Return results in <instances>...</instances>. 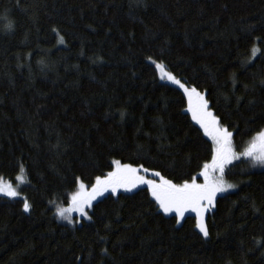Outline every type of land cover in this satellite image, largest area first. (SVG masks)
<instances>
[{"label":"trees","instance_id":"obj_1","mask_svg":"<svg viewBox=\"0 0 264 264\" xmlns=\"http://www.w3.org/2000/svg\"><path fill=\"white\" fill-rule=\"evenodd\" d=\"M149 61L204 94L237 151L264 129V0H0V177L23 165L30 204L0 197V264H264V168L248 160L225 171L237 189L215 199L207 237L146 188L98 199L80 226L56 219L77 178L114 161L177 184L211 161Z\"/></svg>","mask_w":264,"mask_h":264},{"label":"snow or ice","instance_id":"obj_2","mask_svg":"<svg viewBox=\"0 0 264 264\" xmlns=\"http://www.w3.org/2000/svg\"><path fill=\"white\" fill-rule=\"evenodd\" d=\"M63 43V38H61ZM252 55L260 51L259 48H252ZM151 60V58L149 57ZM156 69L161 74V79H167L183 89L188 100V109L192 119L204 130V134L212 141V159L211 163H205L202 171L199 173L203 177L204 183H196V177L191 182L185 181L177 184L166 179L160 172H153L155 179H146L138 175L140 168L132 167L129 164H121L120 161H114L116 170L109 172L104 179L96 177L95 184L92 185L91 191L86 190V185L77 178V190L70 195V203L67 208H58V215L69 223L72 222L70 213L77 212L80 216L91 219L87 209L92 207V201L97 196L103 195L111 190L116 193L117 188L123 187L126 190L135 188L138 184L148 186L152 197L159 205V210L164 214L175 213L177 223L184 219L186 212L196 214V228L205 236H208V229L205 224L204 213L208 210V205H213L217 193L226 192L235 188V185L227 183L224 179L225 169L232 164L234 160H240L242 157L249 160L255 167L256 165L264 166V129L253 136L252 140L241 152L236 151L233 143V133L228 128L220 124L219 118L209 110L208 101L197 91L195 87L188 88L169 71L166 70L162 63H156ZM142 167V166H141ZM145 173L148 169L144 168ZM219 173V175H216ZM18 182L14 187L11 181H4L0 177V194L9 198L21 196L18 190L21 184L27 183L26 171L23 165L20 166L19 174L16 176ZM23 208L27 212L30 204L27 198H23Z\"/></svg>","mask_w":264,"mask_h":264},{"label":"rangeland","instance_id":"obj_3","mask_svg":"<svg viewBox=\"0 0 264 264\" xmlns=\"http://www.w3.org/2000/svg\"><path fill=\"white\" fill-rule=\"evenodd\" d=\"M153 66H154V68H155V70H156V72H157V74H158V77H159V79L162 81V82H164V83H167V84H169V85H171V86H174V87H176V88H178L183 94H184V96H185V98H186V102H187V107H186V113L190 116V118H191V120H192V122L202 131V133H203V135L211 142V145H212V141H211V139L208 137V136H206L205 134H204V130L192 119V115H191V113L189 112V111H187V109H188V100H187V96L185 95V93H184V91H183V89L182 88H180L178 85H176V84H174V83H172L171 81H169V80H167V79H161V74H160V72L156 69V67H155V64L154 63H152V61H149ZM182 83V82H181ZM202 94V93H201ZM203 96H204V94H202ZM205 98V97H204ZM250 142V141H249ZM248 142V143H249ZM234 143V142H233ZM248 143L246 144V146L248 145ZM245 146V147H246ZM244 147V148H245ZM243 148V149H244ZM237 151V150H236ZM243 151V150H242ZM237 152H239V151H237ZM241 152V151H240ZM240 160H247V159H245V158H241ZM240 160H234L233 162H232V164H230V165H228L227 166V168L225 169V171L231 166V165H233L234 163H236V162H238V161H240ZM249 161V160H248ZM209 163H211V161L209 162ZM249 163H250V166L252 167V168H254V169H263L264 168V166H261V165H256L255 167L251 164V162L249 161ZM132 167H134V166H132ZM135 168H138V167H135ZM141 169V168H140ZM116 170V165L113 163V168H112V170L110 171V172H113V171H115ZM202 171V170H201ZM200 171V172H201ZM199 172V173H200ZM199 173L197 174V176H196V183H198V184H203L204 183V179H203V177L202 176H200L199 175ZM19 174V173H18ZM17 174V175H18ZM108 174V173H107ZM107 174L105 175V176H103V177H100L101 179H104L106 176H107ZM16 175V176H17ZM138 175H140V176H144L146 179H155V180H157V182H159V178L158 177H154L153 175H152V173H145L144 171H143V169H141L139 172H138ZM216 175H219V173H216ZM16 178V177H15ZM224 179H225V177H224ZM226 180V179H225ZM4 181H8V180H4ZM96 181V180H95ZM191 182V181H190ZM189 182V183H190ZM226 182L227 183H230V184H233V185H235V188H233V189H229L228 191H226V192H220V193H217V195H216V197H215V199L218 197V196H221V195H225V194H228V193H231V192H233V191H235L236 189H237V185L236 184H234V183H231V182H229V181H227L226 180ZM18 182L16 181V179L14 180V183H12L13 184V186L15 187L16 186V184H17ZM93 184H95V182L93 183ZM92 184V185H93ZM27 185V183H25V184H21L20 185V187H19V191H20V193H21V189L23 188V187H25ZM92 185L91 186H87L86 185V190L87 191H91V187H92ZM77 187H78V184H77ZM77 187H76V189H75V191L77 190ZM139 188H146V189H148V186L147 185H144V184H138L135 188H132L130 191L129 190H126L125 188H123V187H120V188H117V191H116V193L115 194H113L112 192H111V190L109 189V191H107V192H105L103 195H100V196H97L96 197V199L95 200H93L92 201V204L95 202V201H97L98 199H100V198H102V197H105V196H107V195H113V196H116V195H118L119 193H125V194H129V193H132V192H134V191H136L137 189H139ZM148 191H149V193H150V195H151V197H152V194H151V192H150V190L148 189ZM71 195V194H70ZM0 197H4V198H8V199H13V198H9V197H7V196H4V195H2V194H0ZM24 197H23V194L21 193V196L20 197H17V198H14V199H23ZM69 198H70V196H69ZM152 199L155 201V199L152 197ZM215 199H214V202H213V205H208V210L204 213V219H205V221H206V216H207V214L209 213V212H211L212 210H213V208H214V203H215ZM156 202V201H155ZM69 203H70V200H69ZM156 204H157V202H156ZM157 206L159 207V205L157 204ZM67 207H69V204L67 205V206H65V207H63V206H57V207H55V210H54V213H55V217H56V219L59 221V222H61V223H64V224H67V225H69V226H72V227H75V226H80L81 225V223L83 222V221H85V220H88V218H86V217H83V216H80V214L79 213H77V212H72V213H70V215H71V217H72V222L71 223H69V221L68 220H66V219H64V218H62V217H60L59 215H58V208H67ZM87 211H88V209H87ZM162 212V211H161ZM163 213V212H162ZM164 214V213H163ZM164 215H167V216H175L176 217V214L175 213H171V214H164ZM188 215H190V216H194V218H195V227H196V214L194 213V212H191V211H189V212H186L185 213V215H184V218L186 217V216H188ZM176 219H177V217H176ZM182 222V220L180 221V223ZM197 229V228H196ZM197 231L203 236V237H205L200 231H199V229H197Z\"/></svg>","mask_w":264,"mask_h":264}]
</instances>
